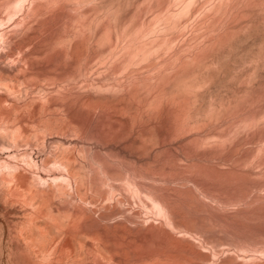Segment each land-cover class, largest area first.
Listing matches in <instances>:
<instances>
[{"label":"rangeland","instance_id":"rangeland-1","mask_svg":"<svg viewBox=\"0 0 264 264\" xmlns=\"http://www.w3.org/2000/svg\"><path fill=\"white\" fill-rule=\"evenodd\" d=\"M151 226L264 264V0H0V264H151Z\"/></svg>","mask_w":264,"mask_h":264},{"label":"bare ground","instance_id":"bare-ground-1","mask_svg":"<svg viewBox=\"0 0 264 264\" xmlns=\"http://www.w3.org/2000/svg\"><path fill=\"white\" fill-rule=\"evenodd\" d=\"M13 178V177H12ZM23 180V178H22ZM20 182V181H19ZM3 184V183H2ZM22 188V187H21ZM20 188V189H21ZM28 190V188H27ZM30 190V189H29ZM29 192V191H28ZM36 193V192H35ZM34 196V195H33ZM33 198V197H32ZM158 206L161 208L160 210L163 211V214L166 213L164 211H167L168 214H170V210H169V207H167V205L165 204L164 201H155ZM171 215V214H170ZM88 221L89 219H85V218H80V225L82 223H84L83 221ZM90 221V220H89ZM170 221H173V220H170ZM78 223V222H77ZM76 223V224H77ZM79 224V223H78ZM73 225V224H72ZM75 225V224H74ZM78 225V227L80 226ZM173 226V225H172ZM147 227V226H146ZM74 228V227H73ZM77 229V228H75ZM169 231V230H168ZM164 230L162 227H159V228H155L153 226L147 228L146 230L144 231H141L139 233L140 237L145 240L144 242H141L142 243V246L141 247H138V251H137V255L139 256H143V255H146V256H150V255H153V256H157V257H154V259H152L150 261L151 264H176L174 262H172V260H169V259H165V258H162V253L164 252V249L165 248H173L172 246H176L175 243H170V233ZM179 245H177L178 247ZM99 248V247H98ZM176 249V248H174ZM179 249V247H178ZM100 250V249H99ZM98 254V253H97ZM101 254V253H100ZM99 254V255H100ZM150 254V255H149ZM97 258L100 260V261H103L105 262V258H102V257H98ZM97 259V260H98ZM99 261V262H100ZM113 261V260H111ZM106 264H110V262L108 263L107 261L105 262Z\"/></svg>","mask_w":264,"mask_h":264}]
</instances>
